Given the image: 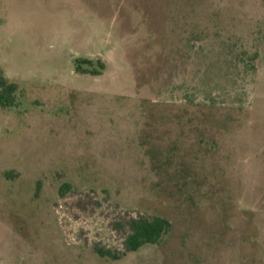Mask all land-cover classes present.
Returning a JSON list of instances; mask_svg holds the SVG:
<instances>
[{"label": "rangeland", "instance_id": "374dc122", "mask_svg": "<svg viewBox=\"0 0 264 264\" xmlns=\"http://www.w3.org/2000/svg\"><path fill=\"white\" fill-rule=\"evenodd\" d=\"M0 76V264H264V0H0Z\"/></svg>", "mask_w": 264, "mask_h": 264}, {"label": "trees", "instance_id": "16d2710c", "mask_svg": "<svg viewBox=\"0 0 264 264\" xmlns=\"http://www.w3.org/2000/svg\"><path fill=\"white\" fill-rule=\"evenodd\" d=\"M86 65H89L91 68H86ZM76 69L80 73H87L98 76L102 73L104 65L102 64V62L94 65L93 62L89 60H76ZM0 86H6L9 89L14 88V85L6 84V81H4L1 76ZM131 228L132 234L128 236L125 246L127 251L133 252L138 251L145 245H156L160 243L161 239L170 232L171 223L161 217H155L153 219L141 218L139 220L133 221ZM98 254L101 257L119 259L118 256L112 254L109 251L106 252L103 250H98Z\"/></svg>", "mask_w": 264, "mask_h": 264}]
</instances>
